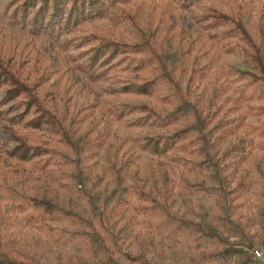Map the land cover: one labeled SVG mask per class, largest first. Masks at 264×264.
Wrapping results in <instances>:
<instances>
[{"label":"rangeland","instance_id":"1","mask_svg":"<svg viewBox=\"0 0 264 264\" xmlns=\"http://www.w3.org/2000/svg\"><path fill=\"white\" fill-rule=\"evenodd\" d=\"M10 1L0 0L1 15ZM207 5L241 18L264 55V0H129L72 27L80 37L148 38L173 82L161 76L147 95L141 83L160 75L149 49L120 53L91 81L77 68V44L60 42L65 33L56 41L0 16V55L39 83L75 143L19 124L33 148L46 149L20 162L11 126L0 123V242L11 256L34 264H111L108 255L115 264H264L253 253L264 252V86L232 24L209 27L202 18ZM143 57L150 60L138 68ZM189 102L206 116L210 143L201 148L191 130L160 155L143 150L193 123ZM34 198L62 211L30 219ZM177 217L214 226L222 241L199 238ZM216 248L236 252L203 259Z\"/></svg>","mask_w":264,"mask_h":264},{"label":"trees","instance_id":"2","mask_svg":"<svg viewBox=\"0 0 264 264\" xmlns=\"http://www.w3.org/2000/svg\"><path fill=\"white\" fill-rule=\"evenodd\" d=\"M127 1L129 0H14L10 1L1 12L11 22H19L33 33L45 34L56 41L60 40L61 34L65 33L66 37L62 38L60 42L65 46L72 43L77 44L79 56L83 60L77 64V68L91 81L103 78L108 72L111 62L120 53H135L144 48L149 49L152 54L151 58L156 61V66L160 70V75L150 77L141 83L140 93L147 95L154 90L161 76L166 81L173 82L170 73L166 71L163 58L153 50V53L151 52L152 47L148 38L143 40L145 45H142L118 40L113 35L100 37L96 34H89L80 37L71 32L73 26H77L89 18L99 16L102 12V6H108L112 3L124 4ZM180 1L188 5L196 0ZM10 7L12 8L10 9ZM120 14L123 19L136 24L135 17L130 13L121 12ZM2 15L0 14V16ZM202 18L208 22L209 27H218L226 23L232 24L231 31H237L248 46L246 52L256 70L254 78L264 86V55L260 52V44L258 45L251 32L245 28L241 18L226 14L210 5L202 9ZM149 60L150 57L139 58L136 60V66L142 68L146 66ZM38 86V82L31 83L28 77L23 75L21 68L15 69L10 60H5L0 55V91L3 93V98L0 99V123L5 121L11 126L9 139L15 142L11 155L20 162H26L34 156L43 155L46 153V149L43 147L33 148L29 144L27 135L16 129L19 124L29 130L47 128L50 133L57 135L61 142L70 146L75 144L70 137L69 128L63 123L61 117L44 105V101L38 92ZM177 88L179 89V87ZM6 103L13 104L6 109L2 108ZM188 109L192 112L193 123L187 129L165 141L148 140L146 144L142 145L143 150L160 155L174 145L176 142L174 138H180L191 130L196 142L200 143V147H206L210 143L205 133L207 118L195 103L189 102ZM262 193L264 195V185ZM29 207L32 208V212L29 214L30 219L45 218L47 215L62 211L58 205L37 198L32 199ZM261 214L264 217V201ZM176 220L180 225L197 233L199 238L222 241L219 231L206 222H197L184 217H177ZM234 252L236 251L231 248H216L203 253L202 256L203 259L222 258L230 257ZM107 258L111 264H115L111 255H108ZM0 264L34 263L11 256L2 248L0 242Z\"/></svg>","mask_w":264,"mask_h":264},{"label":"built area","instance_id":"3","mask_svg":"<svg viewBox=\"0 0 264 264\" xmlns=\"http://www.w3.org/2000/svg\"><path fill=\"white\" fill-rule=\"evenodd\" d=\"M253 253L256 256V258H262L264 256V252L258 249H254Z\"/></svg>","mask_w":264,"mask_h":264}]
</instances>
